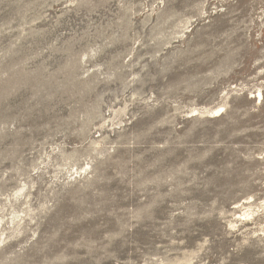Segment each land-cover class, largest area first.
Wrapping results in <instances>:
<instances>
[{"label": "rangeland", "instance_id": "rangeland-1", "mask_svg": "<svg viewBox=\"0 0 264 264\" xmlns=\"http://www.w3.org/2000/svg\"><path fill=\"white\" fill-rule=\"evenodd\" d=\"M0 264H264V0H0Z\"/></svg>", "mask_w": 264, "mask_h": 264}, {"label": "bare ground", "instance_id": "bare-ground-1", "mask_svg": "<svg viewBox=\"0 0 264 264\" xmlns=\"http://www.w3.org/2000/svg\"><path fill=\"white\" fill-rule=\"evenodd\" d=\"M259 95L261 96V93H259Z\"/></svg>", "mask_w": 264, "mask_h": 264}]
</instances>
